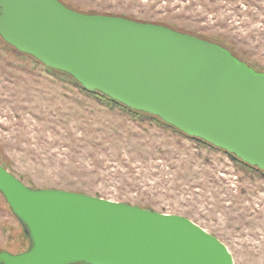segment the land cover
Wrapping results in <instances>:
<instances>
[{"label": "water", "instance_id": "water-1", "mask_svg": "<svg viewBox=\"0 0 264 264\" xmlns=\"http://www.w3.org/2000/svg\"><path fill=\"white\" fill-rule=\"evenodd\" d=\"M0 35L84 88L264 169V71L218 42L61 0H0ZM0 191L30 238L24 251H0V264H234L182 214L32 187L1 162Z\"/></svg>", "mask_w": 264, "mask_h": 264}, {"label": "rangeland", "instance_id": "rangeland-1", "mask_svg": "<svg viewBox=\"0 0 264 264\" xmlns=\"http://www.w3.org/2000/svg\"><path fill=\"white\" fill-rule=\"evenodd\" d=\"M218 42L264 71V0H61ZM0 162L26 184L182 214L234 264H264V169L134 111L17 50L0 35ZM30 238L0 191V251Z\"/></svg>", "mask_w": 264, "mask_h": 264}, {"label": "trees", "instance_id": "trees-1", "mask_svg": "<svg viewBox=\"0 0 264 264\" xmlns=\"http://www.w3.org/2000/svg\"><path fill=\"white\" fill-rule=\"evenodd\" d=\"M9 44V43H8ZM12 47H14V46H12ZM18 50V49H17ZM33 57V56H32ZM39 61V60H38ZM40 62V61H39ZM57 71H59V72H62V73H65V72H63V71H60V70H57ZM65 74H68V73H65ZM69 75V74H68ZM72 77V76H71ZM73 78V77H72ZM74 79V78H73ZM75 81H77L76 79H74ZM78 82V81H77ZM79 83V82H78ZM80 84V83H79ZM81 85V84H80ZM82 86V85H81ZM83 87V86H82ZM84 88V87H83ZM86 89V88H85ZM88 90V89H87ZM91 91V90H90ZM97 92H99V91H97ZM101 93V92H100ZM101 94H103V93H101ZM104 96H106V97H108L107 95H105V94H103ZM111 101H113V102H116V103H118V104H121V105H123L124 107H128V106H126L125 104H123V103H120V102H118V101H115V100H113V99H111L110 97H108ZM128 108H130V107H128ZM130 109H132V108H130ZM132 110H134V111H139V110H135V109H132ZM140 112H142V111H140ZM146 113V112H145ZM153 115V114H152ZM167 123V122H166ZM168 125H171V124H169V123H167ZM171 126H173V125H171ZM174 127V126H173ZM230 153V152H229ZM230 154H232V153H230ZM234 155V154H233ZM236 156V155H235ZM237 157V156H236ZM247 163V162H246ZM249 164V163H248Z\"/></svg>", "mask_w": 264, "mask_h": 264}]
</instances>
